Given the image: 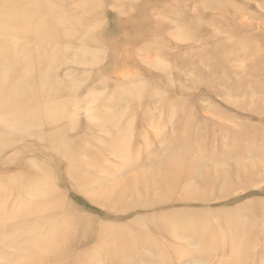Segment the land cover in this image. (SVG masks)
<instances>
[{"label": "rangeland", "instance_id": "obj_1", "mask_svg": "<svg viewBox=\"0 0 264 264\" xmlns=\"http://www.w3.org/2000/svg\"><path fill=\"white\" fill-rule=\"evenodd\" d=\"M9 1L63 92L35 130L0 115V264H264V0Z\"/></svg>", "mask_w": 264, "mask_h": 264}, {"label": "bare ground", "instance_id": "obj_2", "mask_svg": "<svg viewBox=\"0 0 264 264\" xmlns=\"http://www.w3.org/2000/svg\"><path fill=\"white\" fill-rule=\"evenodd\" d=\"M8 1L9 0H0V5ZM3 14L5 15V17L0 18V35H2L1 39H3L4 44L8 45V47H10L12 50L11 49L8 50V48L0 47V91L3 93V90H6L5 95L0 94V115L3 118H5L4 120H2L3 123L2 127L5 131H7V135L5 136H10L11 133L16 131H22L24 129L23 127L19 128L20 124L17 118H20L21 123H24L25 126L27 125L29 127L32 126L34 130L36 129L34 126L37 125V122L39 124L42 121H51V118L53 116L49 110H45L46 108L43 106V102H46L48 99L50 100L52 98L56 99L55 96L58 95L57 97H59V94H61L63 91L61 90L62 89L61 87H59L60 89L57 87H51L48 90L45 89L46 80L52 83L51 78H53L52 68L54 63L46 60L45 57L40 53H34L32 55V52H28L25 50H19L16 52L14 51L17 44L13 40V37L14 36L24 37L26 35V31H24V28L21 26H19L17 29L14 28L12 30L11 27L3 24L5 22H15V21L23 23L24 20L19 19L18 17L16 18L14 17L12 18L11 16L9 17L7 16L10 15L8 13H3ZM52 52H55V50H53ZM58 70L59 69L57 68V71ZM56 74L60 76L59 73ZM66 91L67 93H69L68 88H66ZM53 95L54 97H51ZM8 116H13V117L6 118ZM66 128L68 129L69 126H67ZM66 128L65 127L60 128L58 134L59 133L66 134L67 132ZM1 137L3 138L2 133L0 135V138ZM173 142H174L172 143L173 146L183 150L184 155L182 160H188V153L189 154L192 153L190 152L191 148H189V146H186L187 145L186 141L176 140ZM68 144H59L55 146L58 152H60L58 154L62 155V157L65 158L66 163L63 171L67 175H69V179L71 180L72 178L74 181V185L77 186L79 189L81 188L84 189L86 187L89 188L91 187L90 185L99 183L100 178L97 175V170L100 168L98 165L100 164V162L95 161V159H90L91 160L90 164H92L93 169L91 170L87 169L85 167V165L87 166V164H85V160H83V158H80L77 155H73L72 152H70L72 149H70ZM124 144L126 143H124L123 141L122 146ZM3 146L4 144L2 145L1 143L0 148ZM73 150L75 151L76 147H73ZM87 151H89L92 154L91 155L92 157H94L97 154L89 149H87ZM124 151L126 152V149ZM87 163L89 164L88 161ZM94 163L98 166H96ZM153 163L154 162H152V164ZM187 163L188 161L184 163V165ZM42 183L43 181H40L37 182L36 184L41 185ZM16 184L18 185L17 181ZM32 184H35V182H31V185ZM226 232H227L226 230H223V233Z\"/></svg>", "mask_w": 264, "mask_h": 264}]
</instances>
